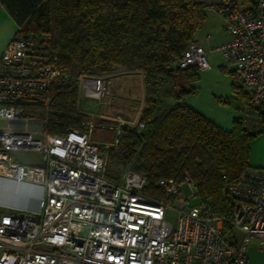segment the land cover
<instances>
[{
  "label": "built area",
  "instance_id": "1",
  "mask_svg": "<svg viewBox=\"0 0 264 264\" xmlns=\"http://www.w3.org/2000/svg\"><path fill=\"white\" fill-rule=\"evenodd\" d=\"M214 10L229 36L217 51L248 92L243 126L256 131L254 109L264 107V0L250 8L222 0ZM176 64L199 72L210 68L194 42ZM63 76L42 37L17 26L0 55V122L22 128H0V177L41 185L43 193L37 212L0 215V264H247L249 246L238 242L237 233L259 240L264 255V169L247 170L226 185L222 197L234 204L226 219L202 202L197 212L186 210L184 188L197 197L186 174L160 180L155 195L146 191V178L129 169L119 181L111 179L105 153L116 144L99 148L85 131L87 123L64 135L29 130L23 106L47 111L52 85ZM84 92L97 103L111 101L106 90L89 86ZM123 126L118 121L116 138ZM131 128L141 133L143 124ZM19 152L39 155L40 164L18 163L13 154Z\"/></svg>",
  "mask_w": 264,
  "mask_h": 264
},
{
  "label": "trees",
  "instance_id": "2",
  "mask_svg": "<svg viewBox=\"0 0 264 264\" xmlns=\"http://www.w3.org/2000/svg\"><path fill=\"white\" fill-rule=\"evenodd\" d=\"M24 34L46 36L48 52L59 60L63 78L51 88V102L42 109L41 128L64 135L82 130L78 111L80 79L106 80L114 68L142 75L144 108L141 133L124 126L109 161L144 176L146 191L159 193L160 180L190 176L200 202L226 219L233 203L223 199L226 185L239 182L249 170L251 143L264 131V107L256 131L234 119L225 131L186 106L198 78L195 67L181 69L177 61L193 43L205 20L206 6L194 0H0ZM160 91L162 97L160 95ZM244 104L248 96L233 83ZM163 99L174 102L161 110ZM33 106V105H28ZM161 111V112H160ZM25 117V116H24ZM225 176L226 180L221 177ZM224 231L229 230L227 224Z\"/></svg>",
  "mask_w": 264,
  "mask_h": 264
},
{
  "label": "crops",
  "instance_id": "3",
  "mask_svg": "<svg viewBox=\"0 0 264 264\" xmlns=\"http://www.w3.org/2000/svg\"><path fill=\"white\" fill-rule=\"evenodd\" d=\"M194 1L206 6L205 20L201 27L196 30L193 36V42L206 52L210 68L198 73L197 80L191 83V86L195 90L185 98L184 102L187 107L211 121L219 128L230 131L234 119H241L242 117V113H240L242 110V102L232 91L233 83L235 82L239 86L241 85L247 96L248 92L243 87L235 67L225 66L220 53L217 51L221 45L229 41V36L224 30L223 19L214 10V7L222 0ZM256 1L235 0L239 6L245 8L252 7ZM16 27L15 21L0 4V55L16 35ZM112 79L109 78L103 81L101 79L94 80L105 82L106 87L103 90L110 93L111 98L114 96L113 98L117 102L123 103L122 101L120 102L116 90L110 88V85L114 82ZM83 81L85 83L82 84V87L85 91L86 87L90 85L87 83V79ZM113 84L115 85L116 83L114 82ZM166 101L168 107L174 105V102H171L170 99ZM109 103L106 104L108 107L111 106V102ZM13 156L18 163L23 165L35 166L40 164V156L34 153L19 152L14 153ZM248 166L249 170L264 169V131L250 145ZM42 193L43 187L41 185L29 182H17L13 179L0 177V215L3 213L37 212L39 208L38 202ZM247 264H264V255L260 251V241L259 243H254L252 247L249 246Z\"/></svg>",
  "mask_w": 264,
  "mask_h": 264
},
{
  "label": "rangeland",
  "instance_id": "4",
  "mask_svg": "<svg viewBox=\"0 0 264 264\" xmlns=\"http://www.w3.org/2000/svg\"><path fill=\"white\" fill-rule=\"evenodd\" d=\"M42 39L46 40V36L43 35ZM125 72L126 71L120 68H114V75L112 77L113 79H111L116 84L114 85V82H112L110 85V88L116 90L120 102L122 101L123 103L117 102V100L113 98L114 96L111 98V101H108V99L104 98L103 102L100 103H97V100L94 99H87L84 95V88L82 87V84L85 83L83 81L84 78L80 79L78 84V111L84 115L83 123H87V126L90 128L89 131H85L89 133L91 141L101 149H103V145L112 143L113 140L116 142L117 138L115 135V127L117 126L118 121H122L124 126L133 127L139 121L143 110V93L145 86L142 76L138 73ZM87 81V83H89V85L92 87H101L102 89L106 87L105 82H102L103 80L98 81L94 79H87ZM162 94L163 93L160 91L161 97ZM109 102H111V106L108 107L106 104H110ZM244 105L245 104L242 102L241 108H243ZM166 108H168V104L166 99H163L161 110ZM41 113L42 108L40 106H23V116L28 119L29 130L33 132L42 130ZM0 128L21 129L22 124L0 122ZM105 154L107 156V176L111 179L119 181L122 175L126 172L127 168H124L116 162H110L109 151ZM183 191L184 194L180 196V199L185 201L186 210L188 212H197L200 204L199 199L197 197H192L191 192L186 188H184ZM187 199L189 200L187 201ZM236 239L238 242L245 240L250 247H252L254 243H259V240L248 238L240 233H237Z\"/></svg>",
  "mask_w": 264,
  "mask_h": 264
}]
</instances>
